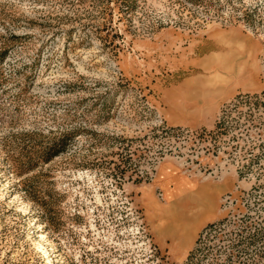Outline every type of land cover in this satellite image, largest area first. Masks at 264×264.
Listing matches in <instances>:
<instances>
[{
    "label": "rangeland",
    "instance_id": "obj_1",
    "mask_svg": "<svg viewBox=\"0 0 264 264\" xmlns=\"http://www.w3.org/2000/svg\"><path fill=\"white\" fill-rule=\"evenodd\" d=\"M48 258L264 264V0H0V264Z\"/></svg>",
    "mask_w": 264,
    "mask_h": 264
},
{
    "label": "crops",
    "instance_id": "obj_2",
    "mask_svg": "<svg viewBox=\"0 0 264 264\" xmlns=\"http://www.w3.org/2000/svg\"><path fill=\"white\" fill-rule=\"evenodd\" d=\"M155 201L147 202L145 208V219L149 225L150 232L157 241L158 247L162 248L172 243L175 248L183 250L190 240L197 226L183 229L180 225L175 227L171 216L158 212Z\"/></svg>",
    "mask_w": 264,
    "mask_h": 264
},
{
    "label": "bare ground",
    "instance_id": "obj_3",
    "mask_svg": "<svg viewBox=\"0 0 264 264\" xmlns=\"http://www.w3.org/2000/svg\"><path fill=\"white\" fill-rule=\"evenodd\" d=\"M47 264H53L52 261H51V258L47 259Z\"/></svg>",
    "mask_w": 264,
    "mask_h": 264
}]
</instances>
